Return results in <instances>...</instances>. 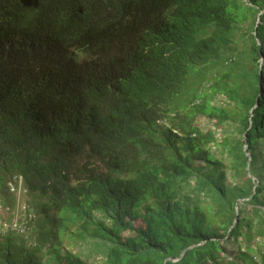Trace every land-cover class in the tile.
<instances>
[{
    "label": "trees",
    "instance_id": "16d2710c",
    "mask_svg": "<svg viewBox=\"0 0 264 264\" xmlns=\"http://www.w3.org/2000/svg\"><path fill=\"white\" fill-rule=\"evenodd\" d=\"M114 1L46 27L47 0H0V264H264V0ZM90 47L109 69L82 96Z\"/></svg>",
    "mask_w": 264,
    "mask_h": 264
},
{
    "label": "clouds",
    "instance_id": "9594fccd",
    "mask_svg": "<svg viewBox=\"0 0 264 264\" xmlns=\"http://www.w3.org/2000/svg\"><path fill=\"white\" fill-rule=\"evenodd\" d=\"M47 3L49 17L52 21L45 22L46 27L54 21L56 15V0H47ZM84 3L92 10L88 20L90 25L102 24L103 26H107L108 23L103 19L104 15L112 21V12H114L116 6L114 0H84ZM107 10L109 11L107 12ZM42 21L44 22L43 19ZM103 32H105V37L126 61L133 62L138 58L135 42H130L131 35L129 33L124 32L121 34L119 28L105 29ZM79 58L80 61L76 63L82 67L84 77L73 85L82 89L83 96L101 87L102 79L109 66L96 53L91 52V47L85 54H81ZM22 185V182L21 184L19 183L20 188Z\"/></svg>",
    "mask_w": 264,
    "mask_h": 264
},
{
    "label": "rangeland",
    "instance_id": "374dc122",
    "mask_svg": "<svg viewBox=\"0 0 264 264\" xmlns=\"http://www.w3.org/2000/svg\"><path fill=\"white\" fill-rule=\"evenodd\" d=\"M258 22V20H257ZM200 126L204 129V131L211 130L216 133V138L217 142H222V140L225 137V132L223 130L224 125H218L216 117H209V116H201L199 119ZM214 149L219 150V147H214ZM22 180L20 179L19 183L21 184ZM17 199L20 202V204L17 205V209L15 213L13 214L12 218H9L7 214H4L6 221L10 222H5V229H9L10 227L15 228H20V230H26L27 224L30 222L32 219V215L27 219V217H22L24 215L23 208L27 207L28 208V202H32V198L24 191L22 190L21 192H18L17 194ZM35 203V201H34ZM1 215V213H0ZM31 218V219H30ZM257 222V221H256ZM12 224L13 226H11ZM255 224V223H254ZM242 239L239 238L238 241L236 240H231L228 243H224V247L227 249L228 253L227 254V259L231 260L234 255L239 254L240 251H243L244 248H242ZM261 241L259 238H257V242ZM241 246V249H240ZM79 246L77 245H72L70 248H78ZM224 256V255H223Z\"/></svg>",
    "mask_w": 264,
    "mask_h": 264
},
{
    "label": "water",
    "instance_id": "95a60500",
    "mask_svg": "<svg viewBox=\"0 0 264 264\" xmlns=\"http://www.w3.org/2000/svg\"><path fill=\"white\" fill-rule=\"evenodd\" d=\"M264 13V10L259 14V18H258V22H257V24H260L261 23V16H262V14ZM262 64H263V60L261 61V67H262ZM250 161H251V158H250ZM254 180H256L255 178H254ZM257 185H258V182H257ZM193 247H190L189 249H192ZM184 255V253L182 254V256ZM182 256H181V258H182ZM169 260H171V261H177L178 259H169Z\"/></svg>",
    "mask_w": 264,
    "mask_h": 264
}]
</instances>
